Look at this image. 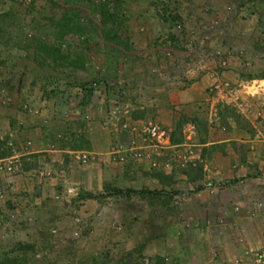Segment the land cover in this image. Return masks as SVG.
I'll use <instances>...</instances> for the list:
<instances>
[{
	"label": "rangeland",
	"instance_id": "1",
	"mask_svg": "<svg viewBox=\"0 0 264 264\" xmlns=\"http://www.w3.org/2000/svg\"><path fill=\"white\" fill-rule=\"evenodd\" d=\"M63 1L0 0V110H41L53 92V100L81 105L88 90L108 96L106 114L123 106L124 90L116 101L107 91L124 77L107 54L97 57L114 44L113 15L101 17L98 4L83 13L85 0ZM213 1L223 13L203 5L209 19L195 39L204 52L237 60L224 70L238 68L229 74L234 100L219 106V116L238 126L244 142L201 148L199 160L188 159L187 150L150 147L152 156L139 159L150 167L147 186L99 194L109 209L102 235H81L78 247L77 237H68L63 244L70 245L55 247L42 264H264V0ZM97 60L103 69H93ZM8 140L0 147H20ZM145 165L134 163L141 171ZM47 236L40 239L62 241Z\"/></svg>",
	"mask_w": 264,
	"mask_h": 264
},
{
	"label": "crops",
	"instance_id": "2",
	"mask_svg": "<svg viewBox=\"0 0 264 264\" xmlns=\"http://www.w3.org/2000/svg\"><path fill=\"white\" fill-rule=\"evenodd\" d=\"M63 3L64 9L71 6ZM209 3L223 13L213 0H167L166 4L109 0L114 44L105 46L97 57L107 54L115 61L113 70L124 77L107 91L112 101L120 90L127 93L122 107L116 103L106 114L102 103L108 96L99 99L94 92L91 101L82 95L81 105L47 99L41 110L29 108L23 115L0 110V140L10 137L9 145L15 141L20 146L3 147L1 151L6 148L8 153L0 155V163L12 168L0 173L3 264H42L56 248L70 245L63 240L74 237L78 226L83 237L102 235L109 209L102 204L105 198L92 195L99 196L108 187L147 186L152 179L145 159L134 157L136 150L152 156L151 145L141 134L145 122L152 120L169 129L172 148L187 150L190 160L201 159V148L244 142L237 124L236 129L231 123L223 125L219 116V106L234 100L229 74L238 68L224 71L215 59L206 58L201 43L193 44L197 31L202 32L201 24L209 19L200 10L208 9ZM95 4L103 3L85 0L78 8L89 14L98 8ZM101 8L97 10L103 17ZM171 19L184 23L187 37L178 34ZM228 58L237 65L236 59ZM94 66V70L103 69L98 60ZM135 161L145 165L142 171L135 168ZM10 216L16 220L11 222L13 230L6 231L3 222ZM46 234L48 239L62 238V244L42 241ZM77 239L72 246H82Z\"/></svg>",
	"mask_w": 264,
	"mask_h": 264
},
{
	"label": "built area",
	"instance_id": "3",
	"mask_svg": "<svg viewBox=\"0 0 264 264\" xmlns=\"http://www.w3.org/2000/svg\"><path fill=\"white\" fill-rule=\"evenodd\" d=\"M28 2H32V0H28ZM163 4L167 3V0H163ZM162 7H165L161 5ZM177 30H182V26L179 24L176 27ZM196 38V37H195ZM200 42L194 39L193 44L198 45ZM206 58L209 60H216L217 67L221 69H226L228 66V56L222 57L220 52H214V53H207ZM218 59V62H217ZM205 63V61H202ZM141 134L144 136V138L149 142L151 147H156L159 149H169L172 147V132L167 129L166 127L162 126L161 124L154 122V121H148L143 124L142 132ZM134 157L139 159L142 157V153H140L138 150L134 152ZM12 168L8 165H4L3 163H0V173L4 172H11ZM15 216H10L9 219L4 221V228L6 231L10 229L11 231L13 228L11 227V222L15 221ZM80 223V222H79ZM80 226L76 227L74 231V236L79 238L81 237V230L79 228ZM0 264H3L2 255L0 254Z\"/></svg>",
	"mask_w": 264,
	"mask_h": 264
},
{
	"label": "trees",
	"instance_id": "4",
	"mask_svg": "<svg viewBox=\"0 0 264 264\" xmlns=\"http://www.w3.org/2000/svg\"><path fill=\"white\" fill-rule=\"evenodd\" d=\"M157 1H158V0H157ZM160 1H161V3L163 2V0H160ZM101 2L103 3L102 6H101V7H102L101 9H102L103 12H105V13L102 12V14H105V15L109 16L110 13H108V9H107V3L109 2V0H101ZM106 13H107V14H106ZM174 21H175V24H174V27H175V28H176L177 25H179V24L182 26V30H180V31L178 30V32H179L178 34H181V35H180L181 37H185V35L183 34V32L185 31L184 23H183L180 19H175ZM56 95H57V93H55V92H53V93H49V97H48V99L55 98ZM93 95H94V92L88 90V91H86V94L84 95V98H85V100L91 101V98H92ZM54 96H55V97H54ZM0 145H1V146L3 145V143H2L1 140H0ZM2 148H3V147H0V155H1V154H4V153L1 151ZM101 194H103V193H101ZM91 198H101V199H104L105 197H104V196H101V195H99V196H94V195H92ZM79 228H80L81 231H83L82 226H80ZM81 235H83V232H81Z\"/></svg>",
	"mask_w": 264,
	"mask_h": 264
}]
</instances>
